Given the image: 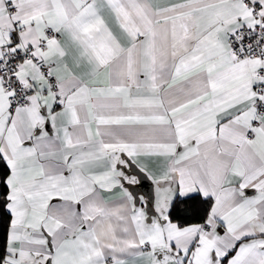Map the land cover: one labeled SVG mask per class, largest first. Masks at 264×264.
<instances>
[{
    "label": "snow or ice",
    "instance_id": "6c2138e0",
    "mask_svg": "<svg viewBox=\"0 0 264 264\" xmlns=\"http://www.w3.org/2000/svg\"><path fill=\"white\" fill-rule=\"evenodd\" d=\"M0 162V264H264V0H0Z\"/></svg>",
    "mask_w": 264,
    "mask_h": 264
},
{
    "label": "crops",
    "instance_id": "0c3cea01",
    "mask_svg": "<svg viewBox=\"0 0 264 264\" xmlns=\"http://www.w3.org/2000/svg\"><path fill=\"white\" fill-rule=\"evenodd\" d=\"M161 3H168L169 0H160ZM113 128H136V129H143V128H152L156 126H145V125H113L111 126ZM50 135H54V132L51 130L50 125L48 126ZM31 143V142H29ZM142 160H149L150 158H141ZM57 161L53 160V163H56ZM149 168H153V165L149 163ZM126 175L135 177L140 182L137 184L127 185L129 191H132L137 198V207H146L150 215L155 214V199H156V185L150 177L147 176L145 172H142L140 170V167L135 163H129L127 168H123ZM155 170V169H153ZM106 198L111 196L112 194L104 193L103 194ZM245 195L249 196L250 198L257 195L256 191L254 189H245ZM118 193L116 194V197L113 198L112 202L118 203ZM63 202L59 200H53L52 204L61 205ZM80 206H77V209L79 210ZM221 234H223V230L221 229ZM133 264H145V261L141 258H136Z\"/></svg>",
    "mask_w": 264,
    "mask_h": 264
},
{
    "label": "trees",
    "instance_id": "16d2710c",
    "mask_svg": "<svg viewBox=\"0 0 264 264\" xmlns=\"http://www.w3.org/2000/svg\"><path fill=\"white\" fill-rule=\"evenodd\" d=\"M8 172V169L0 162V177H3ZM7 192L5 186L0 183V256L4 254L5 245H6V235H7V224H8V215L3 208V196ZM198 211L195 215L192 212V202L188 204L179 203L177 205V210L173 215V220L181 224H190L202 222L204 216V209L207 208V205L201 204L199 201L195 202Z\"/></svg>",
    "mask_w": 264,
    "mask_h": 264
}]
</instances>
